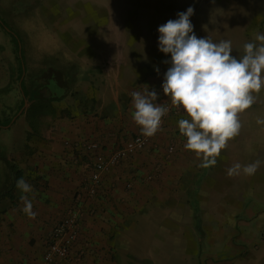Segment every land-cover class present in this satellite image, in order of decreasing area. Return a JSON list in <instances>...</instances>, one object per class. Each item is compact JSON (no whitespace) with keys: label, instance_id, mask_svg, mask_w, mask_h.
I'll return each mask as SVG.
<instances>
[{"label":"rangeland","instance_id":"1","mask_svg":"<svg viewBox=\"0 0 264 264\" xmlns=\"http://www.w3.org/2000/svg\"><path fill=\"white\" fill-rule=\"evenodd\" d=\"M189 7L194 8L190 20L195 35L209 36L214 42L230 40L233 56L241 57L243 45L259 43L255 36L264 33V0H0V156L19 168L26 167L23 159L32 152V133L42 134L47 119L62 115L60 101L22 97L17 79L19 46L26 86L34 87L41 74L53 68L69 77L67 94L74 101L86 91L77 74L83 69V59H92V45H121L125 21L129 29H135L126 40L139 42L155 54L159 26L177 19V13ZM111 21L117 31L107 36L104 33ZM5 27L18 38L17 48ZM98 68L90 67L88 72ZM50 86L62 92L53 81ZM254 95L256 103L239 114V135L221 151L215 166L199 167L202 157L190 150V156L196 157L193 171L183 176L180 191L165 200L170 202L164 211L154 210L158 217L152 219L158 218L160 226L156 236H148L147 257L141 261L126 251L115 256V264H264L260 258L264 255V125L256 122L264 118V89ZM21 99L25 102L22 108ZM8 119L13 121L6 125ZM256 160L261 164L254 175H227L233 164ZM6 172V163L0 159V190L8 184ZM171 203L178 205L180 214L174 236L167 220ZM133 242L139 250V236ZM182 250L190 256L183 259L177 254Z\"/></svg>","mask_w":264,"mask_h":264},{"label":"crops","instance_id":"2","mask_svg":"<svg viewBox=\"0 0 264 264\" xmlns=\"http://www.w3.org/2000/svg\"><path fill=\"white\" fill-rule=\"evenodd\" d=\"M123 24L121 45L96 43L91 47L92 59H83L77 77L85 83L86 91L74 101L67 91L60 100L62 115L47 119L41 137L32 133V152L23 159L26 167L20 169L35 190L32 202L37 216L30 219L22 211V193L16 186L10 196L0 197V264L40 262L53 229L71 213L77 215L78 222L69 256L53 264H115V256L126 251L142 261L147 257L148 236H156L160 226L158 218L152 219L158 217L154 210L164 211L170 202L165 200L180 191L183 176L193 171L196 157L184 148L186 137L178 127L181 118L189 117L179 108L151 137L145 150L108 168L96 195H87L95 153L90 145L96 143L108 153L140 133L132 118L131 93L143 91L147 85L149 91H157L156 103L162 104L164 74L171 66L164 63L171 60V54H154L139 42H128L127 35L135 29H129L125 21ZM111 25L104 33L107 36L117 31L115 22ZM95 66L101 68L89 73L88 68ZM168 145L174 147L170 155L166 153ZM177 206H169L172 236L178 234L180 224ZM138 236L139 250L133 242ZM177 254L183 259L190 256L184 250Z\"/></svg>","mask_w":264,"mask_h":264},{"label":"clouds","instance_id":"3","mask_svg":"<svg viewBox=\"0 0 264 264\" xmlns=\"http://www.w3.org/2000/svg\"><path fill=\"white\" fill-rule=\"evenodd\" d=\"M194 8L177 13L178 18L168 20L158 28L159 51L171 54V66L164 74L163 93L171 105L182 108L188 119L178 121L179 132L186 137L184 148L202 157L199 167L209 168L217 164L221 151L228 142L239 135L242 124L239 114L256 103L257 95L264 89V33L243 45L244 54L233 56L232 42H214L209 36L198 38L190 17ZM158 71V69H157ZM131 93L135 109L132 118L140 126L141 134L152 137L162 130L163 120L169 112L165 104L156 103L155 89ZM264 125V118H257ZM260 160L247 165L239 162L227 169L229 177L254 175ZM22 193V211L35 219L33 211L35 190L23 177L16 181Z\"/></svg>","mask_w":264,"mask_h":264},{"label":"built area","instance_id":"4","mask_svg":"<svg viewBox=\"0 0 264 264\" xmlns=\"http://www.w3.org/2000/svg\"><path fill=\"white\" fill-rule=\"evenodd\" d=\"M163 95V104L167 105L170 110L168 114L162 118V126L164 125L167 118L175 115L179 110V108L171 105L169 97H167L164 93ZM150 139L151 137H145L140 132L133 135L124 143L117 145L108 153H104L100 145L92 143L90 147L95 151V153L93 155L94 161L87 186V195H96L102 175L108 168L117 166L133 155L145 150L150 144ZM173 152L174 147L172 145H168L166 147V153L170 155ZM77 222V215L75 213H71L60 220V222L52 231L50 239L43 251L40 262L22 264H53L56 261L65 260L69 256L72 241L75 234L77 233Z\"/></svg>","mask_w":264,"mask_h":264},{"label":"trees","instance_id":"5","mask_svg":"<svg viewBox=\"0 0 264 264\" xmlns=\"http://www.w3.org/2000/svg\"><path fill=\"white\" fill-rule=\"evenodd\" d=\"M11 41L15 48L18 47V38L14 33H11ZM21 58H19V65L17 70V79L20 81L21 76L24 73V62L22 58V53L20 54ZM53 81L62 92H59L57 88H52L50 86V82ZM70 79L67 75L63 74V72L49 68L45 70L38 81V84L34 87L28 88L22 79L20 82V90L22 93V97L26 98L29 101H60L68 91ZM23 100H20L19 107L22 108ZM11 119H8L4 122L6 125L9 124ZM0 159L6 163L7 172L9 176V183L5 187V189L0 191V197L10 196V190L16 186V181L22 177V170L14 163L8 161L5 156H0Z\"/></svg>","mask_w":264,"mask_h":264},{"label":"water","instance_id":"6","mask_svg":"<svg viewBox=\"0 0 264 264\" xmlns=\"http://www.w3.org/2000/svg\"><path fill=\"white\" fill-rule=\"evenodd\" d=\"M5 29L7 30V31H9L6 27H5ZM10 32V31H9ZM11 33V32H10ZM21 54V50H20V46H19V55ZM23 76V75H22ZM22 76H21V78H20V81H19V84H20V82H21V80H22ZM24 105H25V102H24ZM13 121V119L11 120V122Z\"/></svg>","mask_w":264,"mask_h":264}]
</instances>
